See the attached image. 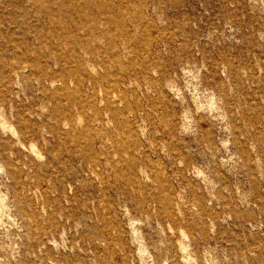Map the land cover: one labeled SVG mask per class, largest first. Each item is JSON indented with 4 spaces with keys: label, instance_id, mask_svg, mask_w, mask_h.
Wrapping results in <instances>:
<instances>
[{
    "label": "rangeland",
    "instance_id": "1",
    "mask_svg": "<svg viewBox=\"0 0 264 264\" xmlns=\"http://www.w3.org/2000/svg\"><path fill=\"white\" fill-rule=\"evenodd\" d=\"M0 264H264V0H0Z\"/></svg>",
    "mask_w": 264,
    "mask_h": 264
}]
</instances>
